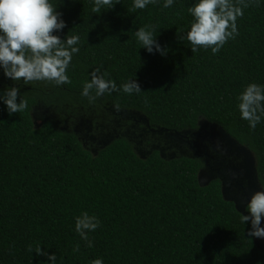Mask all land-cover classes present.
<instances>
[{
  "label": "trees",
  "instance_id": "16d2710c",
  "mask_svg": "<svg viewBox=\"0 0 264 264\" xmlns=\"http://www.w3.org/2000/svg\"><path fill=\"white\" fill-rule=\"evenodd\" d=\"M198 2L174 0L164 8L165 0H156L133 10L134 0H113V9L94 13V0H49L66 23L54 34L79 36V52L66 69L71 83L62 85L12 81L0 69V91L16 87L27 101L12 115L0 103V264H53L52 254L55 264H264V249L247 235L250 222L241 221L246 209L224 199L219 179L201 185L199 158L158 151L142 157L139 138L121 132L110 140L111 128L102 132L109 142L97 145L70 125L76 114L110 108L115 117L134 112L169 133L197 131L205 121L253 154L264 191V116L252 129L238 107L247 85L264 86V0H248L236 21L239 34L216 54L214 45L193 53L178 39L177 32L190 31L188 8ZM150 25L167 55L149 54L138 42L135 32ZM96 69L120 90L84 96ZM134 80L142 91L125 93L121 85ZM37 106L69 118L37 127ZM85 212L100 222L88 232L92 247L75 228Z\"/></svg>",
  "mask_w": 264,
  "mask_h": 264
},
{
  "label": "clouds",
  "instance_id": "9594fccd",
  "mask_svg": "<svg viewBox=\"0 0 264 264\" xmlns=\"http://www.w3.org/2000/svg\"><path fill=\"white\" fill-rule=\"evenodd\" d=\"M156 0H134L133 10L144 9L149 3ZM174 0H165L164 8L173 5ZM118 4V0L117 3ZM113 0H94L92 11L100 13L101 9L107 7L113 9ZM249 6L248 0H199L194 6L188 8V12L194 18L186 39L191 45L193 53L199 50L198 46L211 47L213 54L220 51L229 39L238 35L236 21L243 16V9ZM219 9V12L217 11ZM66 27L62 19V13L49 3V0H0V69L5 77L12 81L23 80L24 84L36 81H47L56 85L71 83L66 75V69L71 63L74 54L79 52L76 47L79 36L67 35L61 39L54 33L61 32ZM155 26L140 27L135 36L143 49L149 54L159 52L167 55L154 36ZM71 32V31H70ZM69 32V33H70ZM29 50V51H25ZM96 69L92 73L91 81L86 82L83 88V95L90 97L94 89L96 96H102L106 92L119 91L114 81L106 80ZM125 93L131 94L141 92L140 84L134 80L121 85ZM19 98V90L10 87L0 91V103L7 106L9 115L22 112L27 108V101ZM239 110L241 118L247 120L249 126L255 129L256 125L264 116V86L251 83L246 86L239 95ZM119 106L117 105V108ZM247 215H241L243 223L251 224L249 237L264 239V191L253 194L246 206ZM99 221L95 216L82 213L76 217L75 228L81 239L92 247L89 241L88 232L95 231L99 227ZM29 246V251H31ZM79 251V245L74 249ZM37 254L47 255L37 248ZM48 259L55 264L54 254ZM91 264H103L101 259L91 261Z\"/></svg>",
  "mask_w": 264,
  "mask_h": 264
},
{
  "label": "rangeland",
  "instance_id": "374dc122",
  "mask_svg": "<svg viewBox=\"0 0 264 264\" xmlns=\"http://www.w3.org/2000/svg\"><path fill=\"white\" fill-rule=\"evenodd\" d=\"M98 114L96 112L76 114L70 125H72V128L75 127L74 129L79 131L82 137H89V140L97 141V145H105L109 142V139L102 137V132L112 128L113 131L106 135V137H116L119 133L124 132L123 134L139 138V142L137 143L142 154L145 152L144 149L150 145L151 147H155L154 149L151 148L152 152L156 151L158 147H169L171 150L167 154L171 157L176 156V154L177 156L186 154L188 150L189 155L201 156L205 160L206 166L200 174L202 183L217 178L224 180L227 182V187L233 189V192L243 199L241 202L245 201V188L251 197L256 191H259L256 189L260 188V186L254 177L245 176L247 167L246 157L239 149V146L227 137H222L218 130L213 128V125L205 123V121L200 123V128L197 131L178 134L151 129L145 118L134 112L120 111L118 114L121 119L115 117L117 109L113 108L107 109L106 114L104 112L101 115ZM53 117L59 119L66 117L68 119L69 115L65 112L59 114L43 106H37L33 113L34 122L37 124V127L38 124L41 126L44 121ZM98 120H101V123ZM93 121H98L97 127H88V124L92 125ZM130 122L131 125L128 126ZM68 123V121L62 123V128H67ZM123 128H125V131H122ZM147 150L150 151L148 148ZM174 151L177 153L174 154ZM233 178L242 184L243 189L239 188ZM244 208L245 206L241 207L240 210H244ZM262 227H264V224ZM256 242L259 247L264 249V239L256 238Z\"/></svg>",
  "mask_w": 264,
  "mask_h": 264
},
{
  "label": "water",
  "instance_id": "95a60500",
  "mask_svg": "<svg viewBox=\"0 0 264 264\" xmlns=\"http://www.w3.org/2000/svg\"><path fill=\"white\" fill-rule=\"evenodd\" d=\"M213 128L214 129H217L218 132H219V134L222 137H227L232 142L234 141L227 134H225V132L223 131V129L221 127L216 126V125H213ZM239 149L241 150V152L246 157L247 167H246V171H245V176H247V177L250 176V178H253L254 177V179L257 181L255 158H254L253 154L248 149H246L244 147L239 146ZM201 172H202V170L199 173V181H200L201 185H203V186L208 185L210 182H212L213 180H215V179H212V180H210V181H208L206 183H202L201 178H200ZM233 180L236 181V183H237V185L239 186L240 189H243L241 183H239L235 178H233ZM221 182H222V194H223L224 199L226 201L234 202L238 210H240L241 207L245 206V208H244V210H245L246 209V206H247V203L250 202V200H251V196L249 195L250 193L248 191H246V188L244 189V196H245L244 199H245V201L244 202H241L243 199H241L237 193H234L233 192V189H231L230 187L229 188L227 187L228 186L227 185V182H225L224 180H221ZM256 190L263 191L262 188H261V186H260V188L258 187V189H256ZM244 210H241V211H244Z\"/></svg>",
  "mask_w": 264,
  "mask_h": 264
},
{
  "label": "flooded vegetation",
  "instance_id": "af4514ba",
  "mask_svg": "<svg viewBox=\"0 0 264 264\" xmlns=\"http://www.w3.org/2000/svg\"><path fill=\"white\" fill-rule=\"evenodd\" d=\"M188 132H191V131H188ZM194 132V131H193ZM83 138V140L84 141H87V140H89V137H82ZM113 139V137L112 138H110V140H112ZM88 144V143H87ZM147 148L148 149H150V151H148L147 150ZM147 148H145L144 150H145V152L142 154L141 153V151L139 150V155H141L142 157H147L149 154H151L152 153V151H151V148L152 149H154L155 147H151V145L150 146H148ZM147 150V151H146ZM170 148L169 147H167V148H162V147H158V149L156 150V151H158L159 153H160V155L163 157H169V158H177V157H179V156H189V157H193V158H199L203 163H204V166H203V168L201 169V170H203L204 169V167L206 166L205 165V160L203 159V157H201V156H192V155H189V151L187 150L186 151V154H181V155H178L177 156V152L176 151H174V154H176V156H174V157H171L170 155H168L167 154V152H169L170 153ZM145 154V155H144ZM232 158H234V157H232ZM218 179V178H217ZM220 181H221V179H219ZM245 197V196H244Z\"/></svg>",
  "mask_w": 264,
  "mask_h": 264
}]
</instances>
